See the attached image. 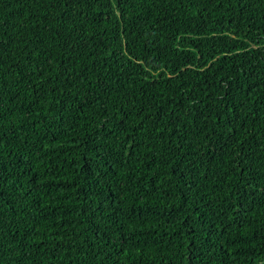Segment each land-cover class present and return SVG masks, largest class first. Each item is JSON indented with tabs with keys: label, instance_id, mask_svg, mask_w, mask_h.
I'll return each instance as SVG.
<instances>
[{
	"label": "trees",
	"instance_id": "obj_1",
	"mask_svg": "<svg viewBox=\"0 0 264 264\" xmlns=\"http://www.w3.org/2000/svg\"><path fill=\"white\" fill-rule=\"evenodd\" d=\"M0 264H264V0H0Z\"/></svg>",
	"mask_w": 264,
	"mask_h": 264
}]
</instances>
